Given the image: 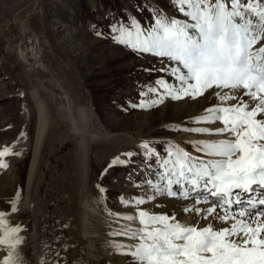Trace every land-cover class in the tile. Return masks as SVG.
Returning <instances> with one entry per match:
<instances>
[{
	"label": "snow or ice",
	"instance_id": "snow-or-ice-1",
	"mask_svg": "<svg viewBox=\"0 0 264 264\" xmlns=\"http://www.w3.org/2000/svg\"><path fill=\"white\" fill-rule=\"evenodd\" d=\"M172 3L189 19L182 21L161 13L154 26L145 29L133 18L130 27L114 26L118 33L114 39L134 51L175 62L160 71L170 72L178 86L157 81L173 99L195 98L209 89H227L215 95L221 101H237L206 109V115L196 118L222 121V127L187 129L228 134L225 139L197 142L204 146L202 151L207 155L218 158L193 157L174 146L176 150H170L169 158L162 164L169 195H176L171 186L182 182L191 186L184 189L185 198L202 189L197 203H210L209 198L214 201L204 210L206 217L216 213L214 219L231 223L220 229L212 225L198 229L175 221V217L140 211L138 216L124 218L139 219L142 227L111 234L137 241L119 245L128 249L126 254L135 264H264V45L254 47L264 40V0ZM240 90L243 96L238 97L235 93ZM148 91L157 89L150 87ZM162 102L163 97L140 106ZM142 146L149 147L147 142ZM13 154L20 153L11 146L0 149V169L9 166L4 158ZM146 154L151 156L153 151ZM117 163L124 161L117 157L112 164ZM246 194L251 195L245 199ZM144 202L142 198L136 200L137 204ZM217 207L222 211L217 213ZM16 210L13 206L12 211ZM200 211L196 208L197 213ZM20 230L19 225H10L8 213L0 212V246L7 248L0 264H24L18 248L23 242L18 235Z\"/></svg>",
	"mask_w": 264,
	"mask_h": 264
},
{
	"label": "rangeland",
	"instance_id": "rangeland-1",
	"mask_svg": "<svg viewBox=\"0 0 264 264\" xmlns=\"http://www.w3.org/2000/svg\"><path fill=\"white\" fill-rule=\"evenodd\" d=\"M40 3L42 13L39 12L47 21L62 54L60 63L69 69L70 81L81 105L91 112V126L83 123V127L123 135L116 142L101 140L92 143L89 202L96 212L92 213V221L96 222L95 228L98 229L95 230L99 234L94 238L96 251L93 249L90 254L99 259L98 264H135L126 254L128 250L121 249V244L116 241L122 235L111 233L123 232L119 220L127 214H139L148 209L149 189L161 185L167 190L163 160L169 158L170 150H176L174 146L182 149L171 138L182 130L204 125L207 121L196 118L205 114L206 109L219 106L220 98L215 92L223 94L228 90L209 89L195 98L173 99L165 94V89L157 81L165 80L178 86L170 72L160 71L174 66L175 62L152 53L134 51L115 41L118 33L113 30L114 26L130 27L133 18L145 29L153 27L161 13L188 20L172 0H41ZM7 13L0 16V32L10 27L7 21L13 20ZM24 17L21 18L23 24L28 18ZM3 38L0 52L9 51L16 44L10 35L8 39ZM261 45L264 40L254 47ZM9 66L10 63L0 61V149L11 146L20 154L5 157L9 166L0 169V212L9 214L11 226H20L19 236L22 235L24 243L18 248L24 264H36L37 259L39 264H55L50 259L34 255L29 248L34 216L24 205V193L32 153L29 149L24 151L21 136L32 132L34 126V116L24 113L25 105L32 104L26 96H29L28 88L33 82L26 81L25 86L22 85L16 70H9ZM150 87L157 91L149 92ZM235 95L243 96V90ZM161 97L162 103L140 106L142 103L150 105L151 101ZM196 112L195 116L192 115ZM127 136L139 139L129 140ZM145 142L149 145L147 150L153 151L151 156L144 153L141 145ZM193 147L204 152L202 144L195 143ZM117 157L124 163L112 164ZM140 198L146 202L137 204L136 200ZM13 206L16 211H12ZM171 216L179 218L176 211H172ZM4 249L7 250L5 246Z\"/></svg>",
	"mask_w": 264,
	"mask_h": 264
},
{
	"label": "bare ground",
	"instance_id": "bare-ground-1",
	"mask_svg": "<svg viewBox=\"0 0 264 264\" xmlns=\"http://www.w3.org/2000/svg\"><path fill=\"white\" fill-rule=\"evenodd\" d=\"M40 2L41 0H0V16L3 12H8L13 19L11 22L7 21L10 27L4 26L3 32H0V42L3 37L8 39V35L16 42L9 51L1 50L0 61L10 63L9 70L11 68L16 70L22 85L25 86L26 81L33 82V86L28 88L30 97L26 96L31 99L32 104L25 105L24 113L26 116L30 114L34 116V126L32 132H26L21 136L24 151L29 149L32 153L24 193V205H27L34 216V229L28 232L31 243L29 248L34 255L50 259V262L55 264H98L99 259L90 254L96 249L94 238L99 234L95 230L96 222L92 221V213L96 212L89 202L91 148L93 142L101 140L107 143L111 140L116 142L120 137L123 138V135L100 133L92 128L83 127V123L91 126L92 116H89L90 111L81 105L73 90L69 69L60 63L62 54L57 48L47 21L41 16ZM23 16L31 18L30 21L24 17L27 20L23 24L21 22ZM230 103L236 102L220 100L219 106H228ZM196 114L197 112L192 113L194 116ZM206 114H200V117ZM222 126V121H207L199 128L215 129ZM127 137L134 141L139 139ZM225 138H228V134L182 130L171 140L191 156L207 160L218 157L195 149L198 148L193 147L195 143ZM140 141L142 140H138ZM144 150V153L150 151L145 148ZM164 176L167 177L166 174ZM159 179L161 180L160 177ZM187 187L191 186L184 182L179 185L173 184L171 190L176 195H169L168 185L166 191L161 185L154 186L147 194L150 204L145 211L169 217H172V211H176L179 218H175V221L198 229L208 225H212L214 229L230 225L231 221L225 223L214 219L216 213L206 217L204 210L211 207L214 201L209 198L210 203H197V200L201 199L202 189L201 192H192L185 198L183 191ZM248 195L246 194L244 198L246 199ZM196 208L201 211L197 213ZM221 211L217 207V213ZM128 215L138 216L137 213ZM123 219L119 220L122 231L142 227L139 219ZM116 241L121 245L137 242L125 235ZM6 255L7 250L0 246V261ZM36 264H39V259L36 260Z\"/></svg>",
	"mask_w": 264,
	"mask_h": 264
}]
</instances>
